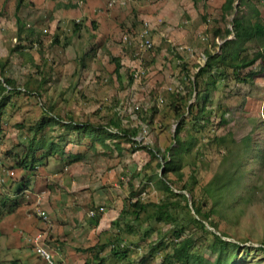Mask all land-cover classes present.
I'll use <instances>...</instances> for the list:
<instances>
[{
  "label": "rangeland",
  "instance_id": "1",
  "mask_svg": "<svg viewBox=\"0 0 264 264\" xmlns=\"http://www.w3.org/2000/svg\"><path fill=\"white\" fill-rule=\"evenodd\" d=\"M74 1L76 0H0V79L1 69L5 64V76L14 81L20 90L13 95L0 122V160L5 168L17 171L15 179L0 186V202L3 196L15 200L13 196L22 191H19L18 186L23 179L28 181L30 191L27 198L23 195L16 198L21 200L22 205L14 215L0 219V262L45 264L34 255L35 239L42 234L43 242L53 253L57 252V264H78L77 261H70L67 256V251L71 248L79 252L83 260L80 264H85L86 261L96 264L92 253H84L83 250L97 244L114 242L117 237L122 239L118 248L123 247V244H126L125 248H129L128 260H134L137 264L147 257L148 264H161L165 251L150 256L149 245L158 241L161 233L170 229V225L166 224L169 220L166 223L156 221L157 214L161 215V212L156 214L157 206L167 201L168 196L155 178L161 172L157 161L141 178H132L149 161L144 151L132 154L129 151L131 144L126 141L120 143V151L116 144L108 141L110 149L100 145L93 146L85 138L76 142L74 140L77 138L70 136L66 130H61L53 135L65 136L69 141L63 145L66 153L81 155V160L70 163L66 157H51L45 166L30 173L18 169L15 164V159L23 154L27 145L25 137L30 136V129L38 124L46 107H52L53 115L77 122L107 126L111 120L117 121L124 129L139 130L136 140L143 145L157 144L164 150L168 146H176L174 137L181 119L176 118L173 106L183 101H179L177 94H171L167 90L168 86L172 83L174 87L175 83L182 82L188 91L184 94L183 102H188V106L197 99L196 93L190 96L189 80H195V75L200 73V64H191L194 62L192 60L178 66L177 59L170 57V43L166 35L170 19H165L162 15V11L170 15V0H132L125 7L109 6L118 13L119 19L116 25H111L108 32L102 33V28H97L96 22L92 26H83L87 18L80 22L79 27L64 18L57 33H53L52 21L59 14H64V10H69ZM96 1L98 0H83L80 5L85 7L88 4L90 8L97 10L96 16L99 17L101 9H98ZM202 1L206 2L201 0V3ZM262 1L251 0L250 4L264 14ZM237 6V12L227 20H222L216 0H208L206 8L199 10L196 29L203 30L200 36L202 52H205V48L212 47L213 55L221 53L220 47L217 50L218 45L223 46L230 36L225 42H216L215 32L222 33L232 29V20L237 14L242 18L251 11L245 0H240ZM211 9L213 10L210 12ZM74 12L70 10L69 13L72 15ZM210 19L214 22L211 23ZM18 20L26 25L21 41L18 37V29L21 27ZM146 24L154 41L149 51L143 50L139 41ZM29 30H33V34L27 37ZM114 31L118 34L108 37L109 32ZM98 32L102 35L96 38ZM127 32L131 34L132 46H128L123 40ZM232 37L234 36L231 35L230 38ZM26 45V49L22 51V46ZM256 45L257 43L250 42L245 48L249 54H254L260 50ZM17 46L21 48L12 52ZM124 53V59L128 57L129 64L141 63L143 79L141 83H135L136 87L129 64H122ZM110 54L121 61L122 69L118 74ZM208 61L209 58L205 64L201 62L202 67ZM262 62L263 64L259 63L264 67V60ZM259 68L258 65L253 67ZM227 74L224 82L217 78L216 87L209 86L211 99L207 106L212 117L205 128L196 126L197 122L190 118V114L185 113L186 117L183 119L186 120V128L182 136L186 140L194 137L195 143L199 144L189 152H182L178 160H182L181 174L184 175V182L190 175H196L199 187L195 188V193L198 195L201 187L226 166L224 151L217 147L215 139L225 137L238 145V148L248 144L246 151L239 153L241 167L238 176L244 178L245 182L229 192L222 215L213 217L218 228H211L220 235L225 234L226 241L248 248L239 258L240 264H264V253L259 250L264 246V72L250 84L238 83L230 70ZM214 80L215 78L209 80L207 76L201 77L199 90H206V83ZM129 94L134 100L139 99V103L135 104L141 106V112L131 114V108L123 109L124 104L129 105ZM160 99L163 102H159ZM184 106L188 110L187 105ZM222 114L224 123H221ZM142 117H146L147 122L152 118L151 124L146 127L147 131L141 125ZM201 124L204 125V122L201 121ZM247 137L250 139L247 140ZM10 155L14 158L9 157ZM168 176L175 182L180 181L173 174ZM149 178L154 179L150 182ZM173 189L179 191L176 186ZM133 191L138 192L144 202L155 205L148 207L142 215V231L136 229L133 236L127 237L126 232L114 228L111 222L129 206ZM232 204L237 206L231 207ZM38 209L47 213L46 219L40 217ZM94 209L102 214L97 227L90 216ZM206 224L210 230V225ZM121 227H126L125 220ZM147 229L154 231H150L149 239L143 241L142 234ZM121 249L124 251V247ZM110 252L111 247L98 255L103 258L100 264L125 263L126 259L118 260ZM196 253L205 260H214L216 257L206 248L199 247Z\"/></svg>",
  "mask_w": 264,
  "mask_h": 264
},
{
  "label": "trees",
  "instance_id": "2",
  "mask_svg": "<svg viewBox=\"0 0 264 264\" xmlns=\"http://www.w3.org/2000/svg\"><path fill=\"white\" fill-rule=\"evenodd\" d=\"M233 2L234 0H229L228 4L224 6V9L229 10ZM249 7L251 9L249 13L242 16V18L237 17L235 20V40L226 42L221 47L223 52L219 55H212L209 52V61L206 66L201 67L200 73L195 75L194 81L191 79L189 80V93L190 96L195 93L198 94L196 101L188 106V102H183L185 100V95H176L180 97L179 101L183 100L181 104H175L173 106V110L177 116L176 118L181 119V124L176 129L174 137L176 146H168L166 149L161 150L157 144L143 145L140 141L136 140V137L139 135V130L124 129L117 121L114 122L111 120L109 122L110 124L107 126H100L91 122H77L74 119L68 120L58 115H53L51 114L53 113L52 107H46L38 124L30 129V136L25 137L27 145L25 146L23 154L15 159L16 167L30 173L36 171L39 167L45 166L46 162L51 157H66L70 163L81 160V155H75L68 151V153H66V148H64L63 145L64 142L69 141H67L65 136L55 137L53 135V133L61 130H66L70 136L72 135V137L77 138V140H74L76 142L85 138L89 140L93 146L100 145L106 149H110L107 141L110 142V144H116L119 151L121 150L120 145L122 142L126 141L131 144L129 151L132 154L138 151H144L149 157V161L143 166L140 172L134 174L132 178L134 180L141 178L144 172L148 171L153 163L157 161V166L161 172L157 173L155 178L161 190L168 196L167 201L157 206L158 211L156 214L161 212V215L157 214L156 221L163 223L169 220L170 222L165 223L170 225V229H168L166 233H161L162 236L160 239L149 245L150 256L165 251L161 259V264H240L239 258L243 253L248 251V248H243L239 243L226 241L223 239V237H226L225 234L221 233V236L217 235L212 230L208 229L206 223L212 228H218L213 221V217L217 214L222 215V209L225 208L228 202L226 197L229 192L238 185L241 187V184L245 182L244 178L238 176L241 167L239 153L246 151L248 144L238 148V145L229 142L225 137L215 139L217 147L222 149L221 151H224L223 159L226 162V166L222 167L220 172L215 174L211 181L201 187L198 195L195 193V188L199 187V181L196 175H190L189 179L184 182V175L181 174L183 170L182 160L178 159H180V154L182 152H189L199 144L195 143L196 138L194 137L190 140H186L182 136L183 130L186 128V120L183 119L186 117L185 113H188V115L190 114V118L197 122L196 126L205 128L211 122L212 113L207 106L211 99L209 86L212 85V87L215 88L217 78H221V81L224 82L228 76V70L231 71V75L240 84H250L264 72V67L261 66V64H263L262 60H264V14L256 6L250 5ZM18 22L21 25L18 29V37L21 41L24 37L23 34L25 33L24 30L26 25L20 20H18ZM77 25L81 24L79 23ZM28 32L29 36L27 37H30L33 32ZM227 33L231 32L228 30ZM250 42L257 43L256 48L260 50L256 51L254 54H249L248 49L245 47H247ZM22 47L23 51L26 49L27 45ZM20 48V46H17L12 52H16ZM111 60L116 65L115 72L118 74L121 69L120 60L118 57L113 56ZM256 65L260 68L253 69ZM4 70L5 64L1 69L2 80H0V122L6 109L10 105V101L13 99V95L18 93L17 91H20L16 87L15 82L5 76ZM203 76H207L209 80L215 78L212 83H209L210 81L206 83L208 87L204 91L199 90V79ZM43 83H45V81H43ZM28 93L30 92L28 91ZM184 104L187 105L188 110L184 109ZM146 110L147 109H145V111ZM223 117L224 115L222 114L221 123L225 122ZM151 121L147 122L146 117H142L141 125L144 126V131H147L146 127L151 124ZM201 121L204 122V125L201 124ZM1 132L2 129L0 127V134ZM246 139L249 140L250 138L247 137ZM9 157L14 158L12 155ZM161 159L164 160V164ZM169 174L175 175L180 181L175 182V180L168 176ZM153 179L154 178H149L148 181L152 182ZM173 186L179 188L178 190L181 191V193H176L173 190ZM18 187L19 191L28 189L29 183L23 179L20 181ZM182 191H185L191 197L195 214L192 213L193 210L189 205L187 195ZM131 197L129 206L121 211L115 221L111 222L114 228H119L126 232L127 237L133 236V234L136 233V229L142 231V215L147 211L148 207L155 205L150 202H144L138 192L133 191ZM21 205L20 199L9 200L7 196H3L0 202V219L15 214L21 208ZM235 206L237 205H231V207ZM92 211L95 212L93 224L97 227L102 219V214L98 212V209ZM150 218L151 217H148V219ZM123 220H125V228L121 227ZM177 223H179V226H176ZM150 231L153 233L154 230L147 229L144 231V234H142L143 241L149 239V236H151ZM187 231H189V233ZM121 242L122 239L117 237L114 242L101 245L97 244L83 250V252L88 254L92 253L93 260L96 264H100L103 258H99L98 255L111 247L110 253L114 258L118 260L126 259L124 264H136L134 260H128L127 255L129 250L127 249L129 248H125L126 244H123L124 251L121 249L123 247H117ZM199 247L209 249L212 254L216 256L215 259L205 260L203 256L196 253ZM261 247L262 248L259 250L264 253V246ZM148 262L149 258L144 257L137 264H148ZM0 264L2 263L0 262ZM85 264H90V262L86 261Z\"/></svg>",
  "mask_w": 264,
  "mask_h": 264
},
{
  "label": "crops",
  "instance_id": "3",
  "mask_svg": "<svg viewBox=\"0 0 264 264\" xmlns=\"http://www.w3.org/2000/svg\"><path fill=\"white\" fill-rule=\"evenodd\" d=\"M106 1L108 0L96 1L98 9H101L99 13L100 15L99 17L96 16L97 10H93L92 8L89 7L88 4L85 7H83L84 5L83 6L80 5L81 3H83V0L74 1V5L70 6L69 10H64L65 11L64 14L63 13L59 14L52 21V24L54 25L53 33L55 34L57 33L58 29L61 27V24L63 23L64 18H67L69 22L74 23L76 27H79L80 25H77V24H79L82 20H84V18H87L84 20L85 23L83 24V26L85 25L92 26L94 24L93 22H96L95 24L96 27L102 28V33L108 32L109 29L111 28V25L112 24L116 25L119 19L118 13L114 11V9H110L109 6L113 7L114 5H120L121 7H125L127 6V4H123L121 0H118V3L111 5L112 1L111 2L108 1V4H106ZM228 1L229 0H216L217 6L222 15V20H227V18L230 17V15H232L233 13H236L238 10L237 5L240 0H234V2L231 5V8L229 10H225L224 6L228 4ZM245 1H247V6L249 7L251 5L250 4L251 0H245ZM169 4H170V15L168 14V12H164V11H162V15L164 16L165 19H170V23H167L168 26L166 29L167 31L166 35L168 37L167 41L170 43V45L168 46V49L170 50V57L177 59L178 66H182L183 64L189 63L193 60L194 62H192L191 64H194L197 62L198 64H200L199 68H201L203 65L201 62H204L205 64L208 58V53L209 52L211 53L212 47H208L209 49L205 48L206 49L204 50L205 52H202L201 50L202 43L200 42V36H202L203 30H197L196 27L198 26V23H199V14H200L199 10H201L202 7L203 9L206 8V5H208V0H206V2L202 1V3H201V0H170ZM70 10H73L75 12L72 15H70L69 13ZM212 10L213 9H211L210 12ZM237 15L232 20V29L224 30L222 33H220L219 31L215 32L214 38L216 42H218V40H223L225 42L229 36L231 37V35H233L234 37L232 38L229 37L227 40H231V41L235 40L234 30H235V20H236V17H238ZM201 16H202V19H205L203 15ZM92 18H97V20H94ZM202 19H200V21H202ZM76 20L79 23H77ZM210 22L212 23L214 22V20L210 19ZM119 24L120 23H118V26ZM205 24L208 26L207 23ZM228 30L231 33H227ZM29 31L33 32V30H29ZM102 33L100 32L96 33L98 35V37L96 38H99L102 35ZM109 33L110 35H108V37H113L118 34L116 33V31H114V33L113 32H109ZM130 35L131 34L127 32L125 36L123 37L124 42L128 46H132V44L126 41L125 38L127 37L131 39ZM209 42H210V39H209ZM194 46L195 48H193ZM221 46L222 45L220 44L218 45V48H217L218 51L221 48ZM211 54L213 55V52ZM109 56L112 57V54H110ZM124 57H125V53L123 55L124 61L122 64L123 65L129 64L128 57H126L125 59ZM136 63H139V62H132L131 64H129V69H131L130 73H131V76L133 77L134 84L141 83V80L143 79V76H142L143 71L140 70L141 63L140 64H136ZM120 65H121V61H120ZM121 69H122V65H121ZM137 74L139 75L136 77ZM192 80L194 81V79ZM135 87H136V84H135ZM167 90L171 94H174V95L176 94L184 95L187 92L186 87L184 86L182 82L175 83L174 87H172V83H171L170 86H168ZM129 98H128L129 101H127L129 105L124 104L123 109L125 110H128L130 106L134 105L133 103H139V99L136 98V100H134L130 96V94H129ZM130 100H132V102ZM160 101L163 102V100L161 99L159 100V102ZM157 103H158V100H157ZM136 105H139V104H136ZM14 171L16 172V177H17V171L16 170ZM45 246L52 252L49 246H47L46 244ZM34 251H35V248H34ZM52 254H53V259L55 261V264H57L55 260L56 259L55 257L57 256V252L56 253L52 252ZM34 255L35 257H38L42 262L45 263V261L42 260V258H40L37 255L36 251ZM67 256L72 262L77 261L78 264L83 262L81 256L79 255V252L77 250H74L73 248H71L70 251H67ZM14 264H16V262Z\"/></svg>",
  "mask_w": 264,
  "mask_h": 264
},
{
  "label": "built area",
  "instance_id": "4",
  "mask_svg": "<svg viewBox=\"0 0 264 264\" xmlns=\"http://www.w3.org/2000/svg\"><path fill=\"white\" fill-rule=\"evenodd\" d=\"M132 0H121L123 4H129ZM118 3V0H112L111 5ZM263 6H264V0H263ZM126 41H128L131 44V40L129 38H125ZM140 44L141 48L145 51H149L152 49L154 43L151 39V30L148 28V25L146 24L145 27L142 29L140 33ZM139 74L136 75V77ZM181 91V90H180ZM179 91V92H180ZM162 102V101H161ZM130 111L131 114H136L137 112L141 111V106L136 105L134 103L133 106H130ZM0 167L2 168V171L0 172V184L5 185L8 183V180L15 179L16 178V172L13 169L5 168L2 166V163L0 162ZM23 195L25 198H27L30 195V191L28 189H22L20 193L17 195L13 196V199H16L17 197ZM39 196L37 195V200ZM101 211H104V209H100ZM38 213L41 218L46 219L47 218V213L44 210L38 209ZM95 212L91 211L90 216L94 217ZM43 235L39 234L34 242L35 246V251L37 255L42 258V260L45 261L46 264H55V261L53 259V254L52 252L45 246L43 239Z\"/></svg>",
  "mask_w": 264,
  "mask_h": 264
},
{
  "label": "water",
  "instance_id": "5",
  "mask_svg": "<svg viewBox=\"0 0 264 264\" xmlns=\"http://www.w3.org/2000/svg\"><path fill=\"white\" fill-rule=\"evenodd\" d=\"M0 80H2V79H0ZM161 161H162V163L164 164V160L161 159ZM173 190H174V189H173ZM174 191H175L176 193H180V192L177 191V190H174ZM183 193H185V194L187 195V197H188V199H189V205H190L191 209L193 210V213L195 214V211H194V209H193V207H192V202H191V200H190L189 194H187L185 191H183ZM209 228H210V230H212L214 233H216L217 235L221 236V235L219 234V232H217L216 230L212 229L211 227H209ZM223 239L226 240V238H224V237H223ZM227 241H228V240H227Z\"/></svg>",
  "mask_w": 264,
  "mask_h": 264
},
{
  "label": "bare ground",
  "instance_id": "6",
  "mask_svg": "<svg viewBox=\"0 0 264 264\" xmlns=\"http://www.w3.org/2000/svg\"><path fill=\"white\" fill-rule=\"evenodd\" d=\"M237 18V17H236ZM0 162L2 163V161L0 160ZM2 166L4 167V163H2ZM1 168V167H0ZM0 185H4V184H0Z\"/></svg>",
  "mask_w": 264,
  "mask_h": 264
},
{
  "label": "clouds",
  "instance_id": "7",
  "mask_svg": "<svg viewBox=\"0 0 264 264\" xmlns=\"http://www.w3.org/2000/svg\"><path fill=\"white\" fill-rule=\"evenodd\" d=\"M263 2V1H262ZM262 5H263V3H262Z\"/></svg>",
  "mask_w": 264,
  "mask_h": 264
}]
</instances>
